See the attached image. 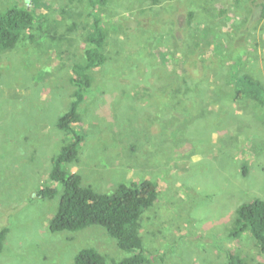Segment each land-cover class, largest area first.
Wrapping results in <instances>:
<instances>
[{"label": "rangeland", "instance_id": "obj_1", "mask_svg": "<svg viewBox=\"0 0 264 264\" xmlns=\"http://www.w3.org/2000/svg\"><path fill=\"white\" fill-rule=\"evenodd\" d=\"M14 4L35 23L0 51V264H75L86 247L127 255L98 225L50 231L60 195H34L74 134L84 143L67 169L86 185L158 184L142 227L152 264H229L228 250L264 264L249 232L228 236L238 206L264 199V106L235 101L231 81L249 74L264 85V0H0V10ZM95 16L108 59L90 71L72 135L58 120Z\"/></svg>", "mask_w": 264, "mask_h": 264}, {"label": "trees", "instance_id": "obj_2", "mask_svg": "<svg viewBox=\"0 0 264 264\" xmlns=\"http://www.w3.org/2000/svg\"><path fill=\"white\" fill-rule=\"evenodd\" d=\"M158 1L154 0L155 3ZM107 2L108 0H89V4L94 6H104ZM63 12L67 13L66 9ZM101 20L102 17L95 16L94 26L86 37L88 47L85 49V60L73 64V76L70 80L75 88L74 94L70 107L58 120V127L72 135L74 126L81 121L79 106L92 84L90 71L100 67L108 59L104 51L108 33L101 25ZM34 23V14L29 7L14 4L0 10V51L16 48L23 41L22 33L32 28ZM78 27L75 22L69 26V30L74 31ZM231 81L235 82V101L250 98L264 106V85L261 81L249 74L237 73L231 77ZM73 136V140L67 141L52 156L48 182L34 193L41 198L60 195L58 209L50 221V231H79L98 225L116 240L119 250L127 254L115 259L116 257L102 253L95 247H86L76 255L75 264H152L142 227L144 213L158 199V184L152 179L120 182L111 191H98L92 185H86L80 173H72L67 169L70 164L79 161L84 143V136ZM242 166L247 176L248 165L244 163ZM8 232L7 226L0 229V253L5 248ZM246 232L253 236L260 252L264 254V199L255 198L240 204L236 209L228 236L239 238ZM227 255L229 264H246L239 253L228 250Z\"/></svg>", "mask_w": 264, "mask_h": 264}]
</instances>
